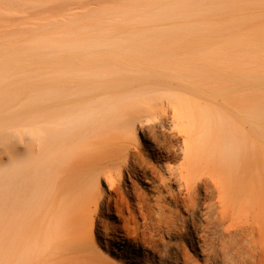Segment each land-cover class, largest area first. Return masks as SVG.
Instances as JSON below:
<instances>
[{"label": "bare ground", "instance_id": "1", "mask_svg": "<svg viewBox=\"0 0 264 264\" xmlns=\"http://www.w3.org/2000/svg\"><path fill=\"white\" fill-rule=\"evenodd\" d=\"M5 30L0 264H264V0H118Z\"/></svg>", "mask_w": 264, "mask_h": 264}, {"label": "rangeland", "instance_id": "2", "mask_svg": "<svg viewBox=\"0 0 264 264\" xmlns=\"http://www.w3.org/2000/svg\"><path fill=\"white\" fill-rule=\"evenodd\" d=\"M77 1V0H76ZM83 1V2H82ZM85 1V2H84ZM114 1H118V0H80V1H77L78 3H80L81 2V4H79L80 6H78V3L76 4L75 2H74V0H73V2L75 3V4H71L72 3V0H71V2L69 3V1L67 2L68 3V5H66V2H64V3H61L62 5L61 6H64V7H59L58 6V4H56L57 6H55V7H58L57 9L58 10H56L55 12H54V8H53V6H50V4L48 5L51 9L53 8V13H48V14H46L47 13V10H48V12L49 11H51L52 12V10L50 9H47V8H49V7H46V8H44V7H39L38 9H40V8H42V10L44 11V12H42V10H40V11H38L37 10V12H38V14H35V13H37V12H34V10H36V8L34 9H32V10H30V9H28L27 11H20V12H18V13H16V14H12V15H10V14H7V15H5V16H1L0 17V32H4V30L6 29V30H9V29H14L15 27H18V26H20V25H22V24H24V23H26V20H28V19H33V18H40L41 16L42 17H51V18H53V17H56V18H60V17H62L65 13H67V12H69V11H79V12H83V11H86V10H89V8H95V6L97 7H99L100 5L102 6H105V5H107V4H111V3H113ZM71 4V5H70ZM54 5V4H53ZM60 5V4H59ZM75 7H74V6ZM72 6V7H71ZM88 8V9H87ZM47 9V10H46ZM56 9V8H55ZM86 9V10H85ZM30 10V11H29ZM45 10H46V12H45ZM59 11V12H58ZM21 12H23V13H21ZM32 12H34V13H31ZM39 12H40V14H39ZM58 12V13H57ZM25 13H27V14H25ZM28 13L29 14H31V15H28ZM21 14H22V16H24V17H22L21 16ZM46 14V15H45ZM45 15V16H44ZM37 16V17H36ZM14 27V28H13ZM5 30V31H6ZM139 135H140V139H141V144L143 145V144H145V143H147L142 137H141V133H139ZM177 142H179V140H175L174 141V144H176L177 145ZM179 144V143H178ZM126 176H127V174H126ZM123 182L124 183H126V184H129L130 183V180L126 177V178H124V180H123ZM102 184H104V186H105V182H104V180L102 181ZM143 184V183H142Z\"/></svg>", "mask_w": 264, "mask_h": 264}]
</instances>
